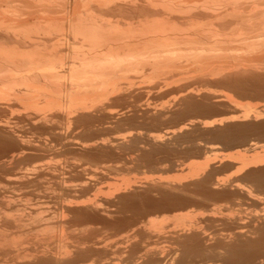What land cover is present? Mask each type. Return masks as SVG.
I'll list each match as a JSON object with an SVG mask.
<instances>
[{
  "label": "bare ground",
  "instance_id": "6f19581e",
  "mask_svg": "<svg viewBox=\"0 0 264 264\" xmlns=\"http://www.w3.org/2000/svg\"><path fill=\"white\" fill-rule=\"evenodd\" d=\"M257 78L259 82L263 79L261 81L262 84H259L257 81L253 82L257 80ZM248 85H253V87L254 85L255 87L262 85L260 87V92L259 87L256 88L257 92H253V88L249 91H252L254 94L256 92L254 99L258 101L260 98V100L262 99L261 101H263L264 0H0V111L4 112L6 110L4 112L6 113L15 110V112L21 113L20 115H16L17 118L16 116L12 118L15 119L14 122L17 120L16 122H19V124L20 122L26 124V128L24 127L25 129L30 127L32 130L34 129L35 132H39L40 130L38 131V129H42L45 130L43 131L44 135L46 131L51 133L55 132L54 134L57 133L59 138L61 136L64 140L67 131L72 129L75 132L77 125L83 127L82 121L86 119V117L90 119L93 114L92 111L106 112L107 109H110L107 107L117 102H120L117 103L119 105L121 101L122 103L123 101L130 103L129 105L132 108L138 106L137 109H139L143 108L141 106L144 100L143 97H141L143 101L141 98L138 101L136 100V96L141 95L145 96V98H150L152 96L154 97V95H161L160 98H163L162 96L165 97V100L164 98L162 99L164 100L163 102H165L163 103L164 105H160L158 108L155 107L158 105V101H154L156 99H152L149 105L147 102H150L149 99L145 100L146 104L143 106L147 109V114H149V111L152 113L155 111L158 116L154 113L153 115L154 117L157 116L160 121H164V118H160L164 116H166V120H169L170 118L167 119V114L175 113L174 107L179 109L183 108L181 111L178 109L179 112L172 114L174 116L171 115L172 118L174 117V119L177 120H174L175 122H179L181 118H185L186 123L187 117L184 116H188L187 114L190 113V119L187 118L190 122L187 120L186 125L184 120H182L183 126H180L178 129L179 133H183L181 130L195 123V120L191 121L193 118V114L191 115V113L200 111V114L205 113L204 116H211V114H209L211 112H209L208 115L206 114V111H209L207 109V102H210L208 104L209 106L211 104V108L208 106L210 109L215 110L218 107H222L221 110L225 109L226 111H222L228 113V117L225 116L226 118L222 117V119L219 120L216 118L218 120L215 119L217 122L208 121V123L201 120L203 118L202 116L200 118V116L197 117L194 115L197 117L196 120L200 118L203 122L202 124L196 123L199 125L198 127H204L203 129L210 127L213 129L212 125L215 126L219 124L218 126H220L222 123H227V125H223L222 128L218 127L209 131V140H211V142H218L231 148L245 147L251 143L247 146L248 148L246 147L249 151L262 150L264 146L256 147L258 143L253 144L252 142L253 140L264 141V106L259 100L258 104L260 102L263 108L262 106L260 107L259 104L258 107L260 108L258 109L256 106L257 101L255 102L256 104L254 103V106L250 107L248 104V107L245 105L246 103H240L238 101L239 98H237H244L241 100L253 99V93H251V95H249L250 92L249 94L247 93L248 89L246 87L250 88ZM209 88H211V90L216 88L215 90L217 91L218 89L219 92L217 91L216 93L215 90L211 91ZM220 89H222V92L224 90L225 94H223ZM242 90H244V92ZM225 91L229 93L232 92L236 97L233 94L229 95V93ZM244 94H247L249 98ZM231 95L234 97L232 98ZM256 97H258V99ZM130 98L135 99L134 101L137 102L142 101V104L139 103L135 106ZM199 98L207 101H205L206 107H203L205 102L202 100V103ZM234 98H237V103ZM197 99L203 104L202 107L198 101L196 104L195 101ZM127 100H131L132 105L134 104L135 107L131 106V102ZM154 102L155 104H153V106L152 103ZM240 104L244 106L241 107ZM151 105L154 108H151ZM115 106L116 105H114V108H116ZM127 107V109H130L129 106ZM112 108L113 107L110 109V113L112 112ZM171 109L174 111L172 112ZM134 110H136V108ZM134 110H131V112ZM144 110L140 109V111ZM13 112L14 111H11L10 116H13ZM98 112H96V114ZM102 113H100V116ZM121 113H123V111ZM216 113L215 115H221L220 113L218 114V112ZM224 113H222V116ZM227 113L225 114L227 115ZM106 114L110 115L107 112ZM143 114L146 115V113ZM182 115L184 116L182 117ZM168 116H170V114H168ZM175 116H178V118H175ZM8 117L9 116H7V118ZM116 117L117 116H115V119ZM157 117H155L154 120H157L159 124L160 121ZM212 117H204V120H213ZM219 118H221V116ZM111 119L114 121L113 118ZM4 120L5 121H1L0 119V132L5 136L4 139L8 145L7 147L11 148L10 151L12 150L10 156L8 155L11 160L10 162H12V159L23 157V155L26 156L28 151H31L32 148L30 149L28 146L29 144L31 146V143H29L31 139L29 137L30 141L28 142L27 138L25 139L21 136L25 131H23L21 135L18 134L21 132V128H19L20 130L14 128L18 133L15 135L12 134L9 131L10 127L8 126L9 129L7 128V122L9 124L12 122H9V119L8 121H6L7 119ZM200 120H198V123H201ZM174 121L169 120L165 122L171 123ZM79 122H81V125ZM182 122H180V124H182ZM15 125L13 124L12 126L14 127ZM62 125L68 126L60 128ZM195 125L193 124V126ZM67 128L68 130H66ZM14 129L12 128V130ZM31 129L30 131H32ZM62 129H65L66 132L62 131ZM190 129H192V125ZM27 130L29 131V129ZM33 131L31 134L35 135ZM73 131L67 132H72L69 134L70 138L72 134H75ZM168 131H164L167 132L164 135V140L168 139L169 135H174L176 132L171 130ZM206 131L208 132V130ZM12 132L15 133V131ZM77 132L79 133V131ZM51 133L49 134L50 138L52 136ZM54 134V137L58 136ZM47 135L48 133L46 136ZM73 136L71 138L72 141L75 138V136ZM162 136H154V138L151 136L152 139H150L154 142L157 141L158 144ZM164 136L162 138H164ZM166 136L168 138H166ZM202 136L204 135L202 134ZM25 137L27 136L25 135ZM67 137L66 141L68 142L70 138ZM42 138L45 139V137ZM34 140L37 141L36 138ZM49 140L46 141L48 142ZM60 141H62V139ZM38 143H41L40 140ZM65 144L66 142L64 145ZM25 145L26 147L28 146L27 148L30 150H28ZM80 145L81 144H79V146ZM34 146L36 149L39 147L36 146V144ZM94 146L97 145L94 144ZM85 147H87V145ZM194 152L195 151H193V153ZM261 152V154L256 153L252 155L251 158H246L238 154H236V157H231V155L227 156L230 161L235 162L238 166H236L237 169L234 171L236 175L231 173L238 176H234L237 179H232L233 183L231 181L232 186L230 187H233L232 189L228 185L231 192L223 190L224 184H228L227 179L224 178V181L223 179H213L212 171H207L210 163L209 161L196 165L189 170L188 175L180 179H177L179 177L174 178V181L171 179L172 184L174 182L179 184L186 180L191 181V183L186 186H179L181 187L179 191H183L182 194L180 193V195H182V201L179 199V192L176 191L178 189L175 190V193H178L179 196H176V194L174 195V191L171 193L169 192L171 189L169 188L170 184H168V187L166 186L170 194L168 195L165 191L168 196L166 194L163 196L162 194L161 196L165 199L161 197L163 200L159 199L157 201L168 200L169 204L175 202V205L179 203L177 205L179 208L182 204H184L183 206H188L196 202L209 203V201H217L223 196L227 198V195H230V197L235 196L237 199L240 198L251 201L254 206L259 207H254L255 210L253 213H249L251 215L248 214L249 218L247 217L246 221H244L245 219L241 220V217H234L235 219H233L230 218V216L228 217L229 220L224 217L223 221H220V226L222 225L224 228V234H218V232L215 231L210 234V237L204 235L205 231L203 229L199 232V229H201L200 224H195L197 221L193 222V217H191L192 219L188 218L190 216H187V218L185 217L184 219L187 220V222L185 220V224L182 219L177 221H182L183 224L174 223L177 222L175 221L177 218L174 219L172 223L173 232L170 233V240L172 242L170 244L173 245V248L170 249L171 252L169 253L167 250L166 254L169 255L168 258H170L168 263L166 260L167 264H264V152ZM4 160H1V162H4ZM260 166L263 168L261 170H256V167ZM252 167H254L255 170L245 171L247 168ZM36 168L37 167H34V169L32 168L33 170L29 169L30 171L23 170L24 172L18 170L20 171L19 173H11V175L15 174L11 178H9L10 174H8V176H5V179L1 177L2 180L0 181L3 184L5 183L7 187L8 184L11 188V184L13 188L14 185H17V187L20 186V191L21 187L23 188L28 181L34 179L33 176H35L33 182H36V179L42 177V175H39V171L38 174L36 173ZM40 174L44 173L40 171ZM228 176L226 178H228ZM231 177L232 175H230L229 179H231ZM25 181H27V183H25ZM245 183L249 184L250 187ZM63 184L61 186L63 190H68L66 184ZM77 184L80 189V183ZM69 185L71 184L67 186ZM145 186L142 187L145 188ZM2 187L5 189V186ZM2 187L0 185V188ZM76 187L70 189L69 186L70 190L68 192L72 189L76 190ZM164 187L165 186H162L161 188ZM82 188L83 187H81V189ZM5 190L7 191V189ZM33 190L34 189H32V191ZM74 190L71 191V193L74 192ZM78 190H76L77 193L79 192ZM20 192L26 193L23 191ZM38 192L34 194L37 195L39 194ZM171 194H173V196ZM25 195L27 194L22 196ZM40 196L36 197L37 199H30L33 197L32 195L30 198H23L25 199V201L22 199L24 203L29 199L32 202L35 200V202L32 204L29 200L28 203L32 204L29 205V208H26L28 203L22 205L26 206L23 208L24 210L22 208L18 210V208L15 209L13 207L12 209H14V212L10 208L14 205V201L19 198L16 199L14 197L13 201V197L9 196L12 197V201H9L10 198L4 200L7 197L5 196V198L3 197L4 199L2 198V201H0L1 204L4 203L2 204L4 205L2 206L3 210L0 209V264H99L98 261L94 263L96 260L92 259L93 261H91L90 259V256L94 258L93 252H95L96 255L95 259L98 255L96 252H99L95 251L94 243L88 242V237H86L85 234L84 240L82 237L80 238L83 241H76L80 234H77V236L75 232L79 229L76 230L72 226L74 228L73 230L70 227L71 223H75L74 219L82 218L85 209H88L85 212L86 214L88 212H90L89 214H93L92 210L89 211V209H91L89 208L91 203L88 204L90 200L88 203L86 202V205H89L86 207L85 201L84 203L82 201L85 209L82 207L83 209L81 210L84 211H82L83 213L80 217L76 216L77 214L75 215L74 213H81L79 208L83 204L79 201H77V203L74 202L76 204H74L73 201H68L69 204L66 202L67 205L64 203L66 206L61 209L62 211H60L58 217V225L54 227L51 226V224L48 225L52 217L49 220V216L47 219L45 218V220L42 218V214L45 210H43V213L41 212V209L44 207H41L42 197ZM72 196L70 195V197ZM0 197H2V195ZM39 199L41 201H39ZM49 200H51V198ZM16 203H18V201ZM70 203L76 206L81 204L79 205L80 207L78 206L79 210L77 208V210H69V206L73 207ZM11 204L12 206H10ZM64 204L61 203V205ZM169 204L167 203L166 205L170 209L171 206H169ZM42 205L44 206V203ZM159 205H162V202L159 203ZM175 205L172 204V206ZM8 206L10 208H8ZM14 206H17V204ZM26 209H28V211ZM94 209L96 210V208ZM163 209L165 210V208ZM256 209L259 210L257 211ZM171 210H173V207H171ZM12 212L16 215H13ZM207 212L209 213V211ZM48 215L52 214L48 213ZM69 216H72V219H74L72 220ZM90 216L91 215H89V217ZM86 217H88V215ZM86 217L83 219L85 220ZM91 218L92 216L90 219ZM225 220L226 222H224ZM26 221L29 223H25ZM42 221L45 226H35L37 224L40 225L39 223ZM80 229L83 230L82 228ZM152 229L154 232H158L160 227L154 226ZM81 230L79 232H86V230ZM14 232H16V235L19 233L18 237L21 233V237L17 238L15 235V238L13 237L14 235H8ZM73 234L77 236L74 235L75 243L71 241V239L73 240ZM46 235L54 236V240L56 241L53 240V242L57 243L55 250L54 248H52V251H50L49 248L47 249L46 246L48 245H46V241L44 244L42 243ZM199 238L202 242H199ZM17 240H21L20 242H23V245ZM68 240H70L72 244H70ZM51 243L52 242H50V244ZM47 244H49V241ZM102 248L100 249L104 250ZM213 252L215 253L212 254ZM91 253L93 255H89ZM139 253L140 255L138 258L142 260V264H158L155 263V261L154 263L150 261L151 257L154 258L157 256L154 255L155 252L152 253L154 257L152 254L150 255L149 250L144 248L139 251ZM162 255L160 256L162 257ZM98 260H101V258H98ZM135 260L137 261V259ZM136 261L133 263L136 264ZM138 262L140 261L138 260ZM130 264H132V262Z\"/></svg>",
  "mask_w": 264,
  "mask_h": 264
},
{
  "label": "rangeland",
  "instance_id": "374dc122",
  "mask_svg": "<svg viewBox=\"0 0 264 264\" xmlns=\"http://www.w3.org/2000/svg\"><path fill=\"white\" fill-rule=\"evenodd\" d=\"M262 80L263 79H261L260 82H259L258 78H257V80H255L253 82L257 81L259 84H262L261 83ZM248 86L250 88L246 87L248 89V90L247 89L246 90L248 91L247 93L249 94V92H250L249 90L252 89V88H253L252 89L253 92L254 91L257 92V90H256L257 87H259V92H260V90H261L260 87L262 85H258L256 87L254 85L255 88L253 87V85H251V86L248 85ZM215 89L216 88L211 90V88H209V90H211V91H214ZM217 91H218V89H217ZM217 91L215 90L216 93H217ZM220 91L222 92V89H220ZM242 91L244 92V90H242ZM225 92L229 93L227 91H225ZM253 92L251 91L249 95H251V93H253ZM256 92H255V94L253 93V96H252L253 99L252 100L251 99H249V100L246 99L247 100L246 101V100H241V99H244V98L237 97V98H239L238 101L240 103H243V104L246 103L245 105H247V106L249 104L250 107L254 106L256 103H257L256 104L257 107H258L259 104H260V107L262 106V104L264 106V103H263L264 98H263V101H261L262 99L260 100V98H259V100H260V102L262 104L260 102L258 104L259 100L257 101L256 99H254V96L256 95ZM259 92H258V94H259ZM222 93L225 94L224 90H223ZM230 94H233V93L230 92L229 95ZM258 94H257V96H258ZM233 95L236 97L235 94H233ZM233 95H231L232 98L234 97ZM244 95H247V94H244ZM132 97H135V96H132ZM141 97H143V100L145 102V103L143 102V104H142L143 100H142ZM154 97L152 96L150 98H148V97L145 98V96H141V95L140 96H136V100L139 101V99L141 98V100H142V101L140 100L141 102L134 101L135 99L130 98L132 100V102L135 104V106L138 105L139 103L142 104L141 107H143V108H139V109H137L138 106L135 107L134 104L132 105L131 100H127V101L131 102V106L135 107L137 111L134 110L135 108L130 107V105H129L130 103H127L126 101L125 102L123 101V103L121 101V104H119V105L117 103H120V102L115 103L114 105H116L115 106L116 108H114V105H112L110 107H107V108H110V109H111V107H113L111 113H110V111H111L110 109H107V111H106L110 115H107L105 111H104L105 113L103 112L104 115H103L102 112L96 111V112H98L96 114L95 111L94 112L92 111V113L95 114V115H93L91 113L93 116L92 115H91V117L89 116L90 119H88V117H86L87 120L84 119L82 121L83 122L82 123L83 127H80L79 125H77L78 127L76 126L75 132L72 129L69 130V131H73L76 134V135L72 134V136L73 135L75 136L76 139L75 138L74 139L76 141L74 139H73V141L71 140V138H72L71 135H70L71 138L69 137V134H71L72 132L67 133L69 131L66 132L65 129L64 130L62 129V131L66 132L64 140H63V137L60 136V138L62 139L63 142L60 141L61 139L59 138V135L57 133L54 134L55 132L51 133L49 131H46V133L44 132L45 133V135H44L43 131H45V130L38 129V131L40 130L39 131L40 133H39L37 131L35 132L34 129H33L34 130L33 131L30 127L27 128V129H29V131L31 129L33 131V134H35V135H32L31 134L32 131L29 132L27 129H25L26 128L25 127L26 124H23V122H20V124H21L20 125L19 122H16L17 120L14 122L15 116L19 114L17 111H16L17 112V114H16L15 110H11V111H14L13 114H12L13 116H10L11 111H8L9 113L6 112L8 115L6 113H4L6 110L4 112L0 111V113H1L0 114L1 121H5L4 119H7L6 121H8V119H9V122L11 121L12 123L14 122L13 123L14 125L16 124L13 127L12 123L9 124L7 122V124H8L7 128L8 129H9V127H10L11 130H12V128L13 129L16 128L17 130L19 128L22 129V130L19 129L21 131L20 133H18V131L16 132V129L12 130V131H15V133H13L9 129V131L12 134L15 135V134L18 133V134L21 135V133L23 131H25V132L27 131L28 132V133L26 132L27 134L24 132L21 136L23 138H25V139L27 138L28 142L30 141L29 140V137H30L31 141L29 143H31V146H30V144L28 145L25 140L24 141L30 147V149L32 148L31 151H28V153H27L28 156L27 155L26 156L23 155V157L21 156L19 158H14V159H12V162H10L11 160L9 159V156H10V153H11L12 150L10 151L11 148L7 147L8 145L6 144L5 139H4L5 136L0 132V139H1L0 140V142H1L0 143V162H1V160H4L6 158L4 160V162L3 161L1 162L2 164L0 163V180H2L1 177H4L3 179H5V176H8V174H10L9 178H11L12 176L15 175V174L11 175V173L13 174V172L14 173H19L20 171H22V172H24L26 170L30 171L32 168L34 169V167H37L36 168V170H37L36 173L38 174V171H39V175H42V177L40 179H36V182H33L35 180V176H33L34 179L28 181V183H27V181H25V183H27L26 184L27 187H26V185L23 186V188L21 187L20 191H23V192H26V193H21L19 191V187L20 186L17 187V185H14V188H13V185L11 184V186L13 188L12 189L11 187H9L10 186L9 184H8V187H9L8 188L5 183H4L5 184L4 185L0 181L1 187L5 186V189H7V191H8L7 192L3 187L0 188V190H1L0 196L2 195V197H0V199H1L0 201H2V198L3 197L5 198V196H7L6 199H4V198L3 199L4 200H8L10 198L9 201L10 200L12 201V199L14 201V197L16 199L19 198L18 200L14 201V205L17 204V206H14V205L12 206V204H11L10 206H12V207L10 208L8 206V208H10L12 211L14 210V209H12L13 207L15 209L18 208V210H20L21 208L23 209L26 206H27L26 208H29V205L31 203L29 204L28 201L30 199H34V198L37 199L36 197H38V196L43 194L42 196H40V197H42L41 198L42 201L39 199V201H41L42 204L44 203V206L41 204V207H44V208L43 209L40 208L42 213L44 212L43 210H45V212L42 214V218L45 220V218L47 219V217L49 216L48 217V220H49L52 217V219L49 220L51 223L49 222L48 225L51 224V226L55 227V226L58 225L57 223L59 221L58 220L59 219L58 217L60 215L59 213H60V211H62L61 209H63V207L67 205V203L69 204V202H71V201H73V203L74 202L77 203V201H79L81 204H83L84 201H85V207H86V206H89V205H86V202L88 203L89 200H90V202L88 204L91 203L90 205L93 206L94 208H96V210H95L93 207L89 206V208H91V209H89V211L92 210L93 214H89L90 212H88L87 214L85 213L88 209L86 210L83 207L84 204L80 207L79 205H81V204L76 206V205H74L76 203H74V204L70 203V205H72L73 207L69 206V208H68L69 210L70 209L77 210L80 207L79 209H80L81 213L78 214L77 212H75L74 214L75 215L77 214L76 216L80 217V215H82V213H83L82 211H84V210H81V209H83V208L85 209L84 214H83L85 216L82 215V218L81 217L79 219L76 218V220L73 218L74 222L76 224L75 223H71L70 227L73 230H74V228L76 230L79 229V230H77V232H75L76 235L80 234L79 238H77L76 241H83L84 240L83 238H85V235H86V237H88L87 238L88 242L94 243L95 251H99V252H96L98 255H97L96 259H95V256H96L95 252L91 251L94 254V258H91V256H90V259H91V261H93L92 259L96 260V261H94V263H97V261H98L99 264H130L131 262H132V264H135V263H133V262L136 261L135 259H137L136 264H142V260H140L138 257L140 255L139 251H141L143 248L149 250L150 255L152 253H154V252H155L154 255H157L156 257H154V255L152 254V256L154 258H152V257L150 258L151 262L153 261V263H154V261H155V263H158V264H162V263L163 264H167L170 261V258H168L169 255H167L166 253H167V250H168V253L171 252L170 249L173 248V245L170 244V243H172L171 240H170V233L173 232V230H172L173 224L172 223L174 222V219H176V218L177 219L175 221H177L179 219H182V221L184 220V224H185L187 222V220L184 219L185 217L186 218H187V216H190L188 218L193 217L194 218L193 222L197 221V222H195V224H198V225L200 224L201 229H199V232H201V230L203 229L205 231L204 235L205 236H209V237H210V234L212 232H215V231L218 232V234H224V232H223L224 228L222 227V225L220 226V224L223 221L224 217H225V219L227 218L228 220H229L228 217H230V216H231L230 218H233V219L241 217L240 218L241 220L245 219L244 221H246L247 217L249 218V215H251L249 213H251V212L253 213V211L255 210L254 207L258 208L259 206L256 207V206H254L251 203V201H247L245 199H244L245 200L244 201L243 199H240V198L237 199V197H235V196L230 197V195H227L228 196L227 198H224V196H223V197L219 198L217 201L213 200V201H209V203L205 202L206 204L205 203H197V202L196 203L194 202L195 204L192 203L193 205L190 204L188 206H183L184 204H182L183 207L179 206V208L177 206L179 203L178 204L176 203L177 205H175V202H172V203L169 204L168 200H166L167 202L166 201H160L159 202L157 200L161 199V197L164 198L163 196H165L164 194H166V192H167L168 195L171 192H173V191H174L173 192L174 195L176 194V196L178 195V193H175L176 191L179 192V195H180V193L182 194L183 191L182 192L179 191V189L181 188L179 186H184V185L186 186V185L190 184L191 181L190 180H186V181H183V182H181L179 184H176L177 182H174L172 184L171 179H173V181H174V178H176V177H179L177 179H180V178L188 175L189 174V170H191L196 165L203 164L205 161H209L210 162L209 165H208L207 171H209V172L212 171L213 179H215V178L223 179V181H224V178L227 179L228 180L227 181L228 184H227V182L225 180V183L227 185L224 184V187H223L224 189L223 190H226V191L228 190L227 192H231L230 188L232 189L233 187H230V186H232L233 180L237 179L235 177H238V176H235L236 172H234V171H236L235 169H237L236 168L237 164L235 162H233V161H230L227 158V156L231 155V157L232 156L236 157V154H238V155L244 156L246 158H251V156L256 154V153H258V154L260 153L261 154L262 153L261 151L264 152V147H263L264 146V141L263 140L262 141H258V140L254 141L253 140V142H252L253 144L254 143L255 144L258 143L256 145V147L257 146H259V147L262 146L263 147L262 150H255V151H251V150L249 151V149H247L248 148L247 146H249L251 143L248 144L245 147H232L231 148V147H227V146H225V145H223L221 143H218V142H216V143L215 142H211V140H209V138H210L209 131H212L213 129H216L218 127L222 128L223 125L225 126V125H227V123H222L220 126H218L219 124L218 125L216 124L217 126L216 125L215 126L212 125L213 129L211 127L207 128V129L206 128L203 129L204 127L202 128V126H201V128H200V127H198L199 125H197V124H202L204 121H205V123H208V121L217 122L219 119H222V117H224V118H226L225 116L228 117V113L225 112V113H227V115H226L222 111V110H224V111H226V110L225 109L221 110L222 107H220V108L218 107L220 112H219L218 108H216V109L214 108L216 111L210 109L211 108V104H210V106L208 105L210 102L208 103L206 100H203V99H202L203 102H205V101L207 102V109L209 110V111H206L207 112L206 114L208 115V113L211 112V113H209V114H211V116H209V115L208 116H206V115L204 116L205 113L203 114L202 111H201V113L203 115L199 113L200 111H197V112L195 111V112L191 113V115L193 114L192 115L193 118H192L191 121L195 120V123H193V124L194 125L196 123L197 124L195 126H193V124H191L192 125V129H190L191 125H189V126H187L186 129H184L186 131L181 130L183 133H181V132L179 133L178 129L180 128V126L181 127L183 126L182 120H184V123H185V118H181L180 115H179L181 120L178 119L179 122H175L177 120H175L174 117L172 118L171 115L175 114L176 112L181 111L183 108L181 107L182 109H179V108H175L174 107L175 113H168V114H170V116H168V114H167V119L170 118L169 119L170 121L171 120H173V121L175 120L174 122H171V123L170 122H165V121H169V120H166V116L160 117L161 119L164 118V121L163 120L160 121V119L157 117L158 115L154 111L153 113L155 115H157L155 117H157V119L160 121L159 124H158L157 120H154L155 117H154L153 113L151 111H149V114H147L148 113V112H146L147 109L144 108V106L146 104L145 100H149V99H150V102L147 101L149 103V105H150L152 99L153 100L156 99V100H154L156 102L158 101L157 102L158 105L156 104L157 106H155V107L158 108L160 105H164L163 104V103H165V102H163L165 100L164 96H162L164 98V100H162L163 98H160L161 95H159V96L154 95ZM247 97L249 98L248 95H247ZM247 97H245V98H247ZM237 98H234V99H236V101H235L236 103L238 102ZM256 98L258 99V97H256ZM166 100H167V98H166ZM199 100H201V99L199 98ZM202 100H201V102H202ZM197 101H198V99L195 101L196 104H197ZM242 101H244V102H242ZM201 102H199V103L201 104V107H202V105H203L202 103L203 102L202 103ZM206 102L204 103L203 107L205 106ZM126 103H127V105H126ZM199 103H198V105L200 106ZM153 104H155V102L152 103V105ZM152 105H151V108H154L153 107L154 105L153 106ZM127 106H129L130 109H127L128 108ZM240 106L242 107L244 105L240 104ZM263 106H262V108H263ZM214 107H216V106H214ZM260 107H258V109ZM255 108H253V109H255ZM140 109L141 110L145 109L144 110L145 112L144 111H140ZM176 109H177V111H176ZM178 109H179V111H178ZM108 110H109V112H108ZM131 110H134V111L131 112ZM174 110H172V112ZM122 111H123V113H121ZM142 112L146 113V115L143 114ZM216 112H218V114L219 113L221 114L220 115L221 118H219L220 116L215 115V114H217ZM221 112L224 113L223 116H222ZM3 113H4L5 116L3 115ZM100 113H102L101 116H100ZM196 113H197V115H196ZM213 113H214L215 118H214V116L212 117ZM150 114H152L154 118ZM2 115H3V117H2ZM89 115H90V113H89ZM184 115H186V114H184ZM184 115H182V117ZM187 115L188 116H184V117H187L188 119H190L189 118L190 113H188ZM194 115L197 116V117L200 116V118L202 116L203 118L201 120H203V122L200 120V118H198V120H200V122H201V123H198L199 121L196 120L197 117H195ZM7 116H9V117L7 118ZM97 116H99V117H97ZM115 116H117L116 117L117 120L115 119ZM172 116H174V115H172ZM12 117H14V118H12ZM110 117L113 118L114 121ZM176 117L178 118V116H175V118ZM204 117L205 118L206 117H212L213 120L211 119V120H207L206 121V119L204 120ZM16 118H17V116H16ZM187 118H186V123H187V120H188ZM180 122H182V124H180ZM188 122H190V121L188 120ZM79 123L81 125V122H79ZM84 123H85V126H84ZM231 125H233V124H231ZM63 126L64 125L60 126V128L67 127L68 125H66L64 127ZM69 126H71V125H69ZM70 128H74V127H70ZM66 130H68V128ZM76 130L79 131V133ZM168 130L176 131L175 133L178 132L179 134L178 133L177 134L174 133V135H171L172 137L169 135V138L166 136V138H168V139L164 140L165 139L164 135H165V133H167V132H164V131H168ZM206 130H208V132ZM205 131H206V133H205ZM189 132H191V133H189ZM47 133H48V135L50 133L52 134L51 138H50V135L46 136ZM53 134L55 136L58 135V136H56L57 138L54 137ZM202 134L204 136H202ZM25 135L27 137H25ZM162 135L164 136V138H162L163 137ZM41 136L45 137L46 140H49V139L50 140L47 142ZM151 136H153L152 138H154V136L155 137L156 136L157 137L162 136V137H160L161 140L158 141L159 143L157 144V141L154 142V141L151 140L152 139ZM66 137L70 138L68 140V142L70 144L66 141L67 140ZM35 138H36L37 141L34 140ZM38 138H39L41 143H38L39 142ZM41 139H43V140H41ZM70 140H71V142H70ZM32 141H35V142H32ZM65 142H66L67 145L68 144L69 145L68 146L66 144L64 145ZM43 143L45 144V146H44ZM35 144H36V146H39V147H37V149L34 146ZM79 144H81L83 147L81 145L79 146ZM85 144L87 145V147H85L86 146ZM94 144H96L97 146H94ZM43 146H44V148H43ZM46 146L48 147V149H47ZM93 146H94V148H93ZM25 147H26V145H25ZM53 147H54V149H53ZM207 147H209L210 149L207 148ZM30 149H28V150H30ZM38 149H39V151H38ZM246 149H247V151H246ZM243 150L246 151V152H244ZM193 151H195V152L193 153ZM7 152H9V153H7ZM29 152H31V153H29ZM30 154H32V155H30ZM27 157H29V158H27ZM20 158H22V159H20ZM225 161H227V162H225ZM228 165L229 166L231 165L232 167L231 166L229 167ZM225 166H226V168H225ZM260 167H256L257 168L256 170H258V169L261 170L264 167V165H263V167L262 166H260ZM252 168H247L245 171L255 170L254 167H252ZM18 170H20V171H18ZM10 171H12V172H10ZM40 171H41V173H44V174H40ZM231 173H233L235 175H233ZM230 175H232L231 179H229ZM227 176H228V178H226ZM42 178L43 179L45 178V179L43 180ZM86 179H89V180H86ZM67 181H68V183H67ZM83 181L84 182L86 181L85 184H87V185H85ZM231 181H232V183H231ZM62 182L65 183V184L67 183L66 184V187H68L67 188L68 190H66L67 192L64 191L63 188L61 187L62 184H63ZM158 182H160V183H158ZM73 183H74V185H73ZM77 183H80L79 184L80 185V189H79V186H77L78 185ZM68 184L72 185V186L69 185L70 189L77 186L76 190L79 189L78 190L79 192L77 193V191L74 190V189L71 190V191L74 190V192H72V193H71V191L68 192L70 190L69 186H67ZM133 184H135V185H133ZM145 184H146V186H145ZM149 184H151V185H149ZM168 184H170L169 188L172 189V190L170 189L171 191L169 190L170 193L168 192V188H167ZM245 184L249 185L247 183H245ZM57 185H58V187H57ZM84 185H85V187H84ZM131 185H133V186H131ZM147 185H149V186H147ZM171 185H173V186H171ZM228 185H229L230 188L228 187ZM15 186L18 189H16ZM142 186H145V188L142 187ZM162 186H165V187L167 186L166 187L167 189L165 187L161 188ZM176 186H178V187H176ZM81 187H83V188L81 189ZM226 187H228L229 189L226 188ZM248 187H250V185ZM31 188L34 189V190L32 191ZM61 188H62V191H61ZM126 188H128V189H126ZM148 188L150 189V191H149ZM3 189H4V191H3ZM45 189H46V191H45ZM87 189H88V191H87ZM176 189H178V190H176ZM145 190H146V192H145ZM35 191L36 192L42 191V192H38L39 194L40 193L41 194L40 195L37 194L38 195L37 196V195L34 194V193H36ZM191 191H194V190H191ZM161 192H163V193H161ZM3 193H4V195H3ZM11 194H13V195H11ZM21 194L22 195L27 194V195L22 196ZM61 194H63V195H61ZM72 194H73V196H72ZM130 194H131V196H130ZM162 194H163V196H161ZM31 195L33 196L32 198H30ZM34 195H35V197H34ZM70 195L72 197H70ZM171 195L173 196V194H171ZM9 196H12L13 198L9 197ZM45 196H47V197H45ZM63 196H65V197H63ZM68 196H69L70 199L68 198ZM181 196L182 195H180V198L179 197L178 198L181 199ZM26 197L27 198L29 197L30 199L27 200V202L24 203ZM23 198H25V199H23ZM50 198H51L52 201L49 200ZM62 198H64V199H62ZM130 198H132V199H130ZM161 200H163V199H161ZM17 201H18V203H16ZM46 201H48L49 203L46 202ZM82 201H83V203H82ZM155 201H156V203H155ZM181 201H182V199H181ZM29 202H32V201L30 200ZM34 202H35V200L32 202V204H34ZM157 202H158V204H157ZM161 202H162V205H159V203H161ZM20 203H22V204H20ZM61 203L62 204L65 203L66 205L65 204L61 205ZM93 203L95 205L97 204L98 206L96 205V207H95V205ZM123 203H124V205H123ZM167 203L169 204V206L173 207V210H171V207L169 209V207L166 205ZM2 204H4V203H2ZM2 204L0 203V209L1 210H3L2 206H4ZM99 204H100V206H99ZM150 204H152V205H150ZM164 204H165V207H164ZM172 204L175 205V206H172ZM20 205H21V207H20ZM22 205H26V206H22ZM157 205H159V206H157ZM48 206H49V208H48ZM45 207H47V208H45ZM140 208H142L143 210L140 209ZM151 208H152V210H151ZM163 208H165V210ZM10 209H8V210H10ZM65 209H67V208H65ZM259 209H256V210L258 211ZM26 210L28 211V209H26ZM46 210L48 211L49 214H52V215H48ZM120 211H121V213H120ZM207 211H209V213ZM13 212H12V214H13ZM15 212H16V210H15ZM75 215H73V216L76 217ZM87 215H88V217H89V215H91L92 218L90 219L91 216L89 218L86 217ZM244 216H245V218H244ZM70 217L72 219V216H69V218ZM85 217H86V219L88 218L89 220L88 219H87V221H86V219L84 220L83 218H85ZM196 217H198V218H196ZM205 219H207V220H205ZM219 219H221V220H219ZM185 220H186V222H185ZM217 220L219 222L220 221L221 222L219 223ZM78 221H80V222H78ZM182 221L181 222L177 221V222H174V223L183 224ZM27 222L28 221H26L25 223H27ZM110 222H111V224H110ZM224 222H226V220ZM39 224L40 225L37 224L35 226H45L43 221L40 222ZM32 226H34V225H32ZM154 226H159L160 227L158 232H154L153 231L152 227H154ZM40 228H42V227H40ZM80 228H82L83 230H81ZM80 230L81 231H85L86 230V232L85 233L84 232H79ZM14 233H12V234L10 233L8 235H11V236L14 235L13 237H15L16 232H14ZM18 234L19 233H17V235H16L17 238L21 237V233H20L19 237H18ZM75 234H73V237H72L73 240L70 238L72 242L74 241V238H75L74 235ZM81 237H82L83 240L80 239ZM53 240H54V236L53 235L52 236L46 235L44 237L42 243L44 244V242L46 241V245H48V246H46V248L47 249L49 248V250L52 251V248H54V250H55L56 249V245H57V243L53 242ZM125 240H127V241H125ZM20 241H18V242H20ZM48 241H49V244H50V242H52L50 244L51 245V249H50V245L47 244ZM54 241H56V240H54ZM68 241L70 242V244H72V242L70 240H68ZM199 242H202L200 240V238H199ZM20 243H21V245H23L22 244L23 242H20ZM73 243H75V241ZM133 246L134 247L136 246V247L134 248ZM96 247H98V248H96ZM100 248H102L104 250H101ZM157 253L159 254V256H158ZM214 253L215 252H213L212 254H214ZM93 254L91 253L89 255H93ZM160 255H162V257ZM98 258L99 259L101 258V260H98ZM138 260L140 262H138ZM147 260H149V259H147ZM157 260H161L162 262L161 261H157ZM166 260H167V263H166Z\"/></svg>",
  "mask_w": 264,
  "mask_h": 264
}]
</instances>
